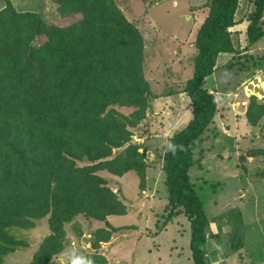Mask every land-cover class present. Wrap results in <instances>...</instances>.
Instances as JSON below:
<instances>
[{"label": "trees", "instance_id": "trees-1", "mask_svg": "<svg viewBox=\"0 0 264 264\" xmlns=\"http://www.w3.org/2000/svg\"><path fill=\"white\" fill-rule=\"evenodd\" d=\"M55 1L61 15L82 14V19L56 26L36 12L17 11L11 0L0 10V264L23 243L13 228L29 229L34 220L48 217L51 234L30 264H49L64 250L66 223L79 215L101 222L127 214L100 172L122 177L133 171L140 187H146L145 153L132 144V128L144 119L150 93L143 72L144 37L117 0ZM249 4L246 41L253 46L264 38V0ZM239 7L240 0H209L197 33L194 73L184 89L192 101V119L174 132L164 154L168 204L157 227L162 231L186 217L194 264H210L205 246L216 236L208 233L210 218L190 177L199 163L196 151L218 111L203 84L220 54L239 55L230 30L242 20L237 19ZM116 106L135 110L125 115ZM246 117L259 126L264 103L252 97ZM247 156L264 159V147ZM260 175L264 180V170ZM114 231L99 227L93 249L110 241ZM74 260L107 263L97 252L76 254L67 264Z\"/></svg>", "mask_w": 264, "mask_h": 264}, {"label": "rangeland", "instance_id": "rangeland-1", "mask_svg": "<svg viewBox=\"0 0 264 264\" xmlns=\"http://www.w3.org/2000/svg\"><path fill=\"white\" fill-rule=\"evenodd\" d=\"M11 2L17 11L36 12L47 23L56 26H66L83 17L82 14L61 15L55 0ZM208 2L209 0H117L120 9L137 26L145 40L143 72L149 83L150 93L147 94L144 119L132 128V144L140 145V152L145 153L148 165L146 187L144 190L140 187V178L133 171L122 177L107 171L100 172L108 181L109 187L126 204L127 214L110 216L116 226L109 223L110 217L107 221L98 222L85 215H79L66 223L64 250L54 256L49 264H67L76 254L94 252L108 259L110 244L102 243L98 251L92 247L94 232L99 227L108 225L116 228L111 241L113 238L116 241L124 239L127 235H122L127 232L134 236L133 230L139 231L143 236H163L158 242L149 243L152 249L158 250L160 247L162 254L170 253L171 247H181V238H185V242L190 240V222L186 217L181 216L178 225L170 227V223L162 231L158 229L157 222L162 224V215L167 214L165 208L168 204V192L163 164L169 139L176 130L186 126L192 119V101L184 89L194 73V59L198 52L196 39L202 25L199 26L198 21L203 15L207 17ZM5 4L6 0H0V7ZM148 14L157 18L156 23L149 22ZM179 15L182 18L191 17L195 22L194 26L183 21ZM243 26L244 24L237 26L239 29L232 31L239 55L230 53L229 59L221 62L220 67L215 69L212 74L216 79L215 88L208 89L204 81L203 87L209 93L213 92L210 94L214 96L218 111L215 123L205 133L203 142L196 151L199 163L191 169L190 177L204 200L205 211L210 218L208 233L216 235L211 243L216 242L218 248L225 247L232 254L241 249L239 255L242 260L249 254L252 260L260 261L264 258V180L260 175L264 170V159L248 157L247 154L250 150L264 147V120L259 126L253 127L247 121L246 112L252 97L264 103V40L255 47L248 46L246 36L242 35L245 29ZM189 27L193 29L187 34ZM165 31L170 35L165 34ZM175 33L179 39L185 33L188 38L181 39L182 41L172 40ZM35 43L39 44V40ZM249 55L254 59H250ZM179 58L182 59L180 66L177 62ZM232 61L234 64L231 66ZM115 108L125 115H130L135 110L119 106ZM244 157L247 158L243 159ZM34 222L32 228L11 230L23 243L4 258L6 264H30L33 261L45 238L51 234L48 217ZM221 224H226V227L221 228ZM128 240L115 247V254L132 257L133 247L129 244L132 241ZM135 240L137 239L133 238V242ZM186 251L183 247L180 255L186 256ZM175 253L174 251V256Z\"/></svg>", "mask_w": 264, "mask_h": 264}, {"label": "crops", "instance_id": "crops-1", "mask_svg": "<svg viewBox=\"0 0 264 264\" xmlns=\"http://www.w3.org/2000/svg\"><path fill=\"white\" fill-rule=\"evenodd\" d=\"M172 5H173V8H174L173 2H172ZM3 7L4 6H1L0 10ZM251 9H252V5L249 4V0H240V7H239L238 12H237V19L238 20L242 19V20H241V22L239 24H237L234 27H232L230 29L231 31L238 30L239 28L237 26H240V25L244 24L243 27L245 29L243 30L244 34H242V35L246 36V30H247L249 21H247L246 18L244 19V17H245V14L248 11H250ZM168 13H169V10H168ZM148 15L150 16L149 22L152 23V24L156 23L157 18L154 15H153V17H151L150 14H148ZM204 16L205 15H203V17L200 18V20L198 21V25L199 26L202 24V22H203V20L205 18ZM179 17L182 18L180 15H179ZM182 19H183V21L189 22L190 26H192V25L194 26V24H195L194 20H192L191 17L182 18ZM192 29H193V27H189V29H188V31H186V33L188 34L189 31L192 30ZM164 33L167 34V35H170V33H167L166 31ZM186 33H185V36L183 38H181L182 40L186 39V37H187ZM175 35H176V33L172 36V38H173L172 40H175V39L176 40H181L178 37H176ZM245 40H246V37H245ZM263 40H264V38L262 40H260L258 43L254 44V47H255V45H258ZM175 54H177V52H175ZM229 54L230 53H222V54L219 55V57L217 59L216 69L219 68L220 65L223 62H226L229 59L228 58ZM181 61H182V59H180V58L177 59V62H179L178 66L181 65ZM174 65L175 64L173 63V66ZM215 80L216 79H215L214 75H210L209 77H207L205 79V84L204 85H206V87L208 89L215 88L216 87ZM207 83H209V84H207ZM121 216H123V215H121ZM111 217L108 219L109 223H111L112 225L116 226L111 221V219H112ZM180 217L176 218L174 220V222L171 223L170 227L178 225V223L181 220ZM182 217L184 218V216H182ZM222 226L226 227V224H221V228H223ZM133 231H134V236L132 234L129 235V232H127V233L122 235V236L127 235V236H124V237L126 239H129L128 241H130V240L132 241V243H129V244H131V247H133V249H132V257L130 255H128L127 257H124V256H121V255L119 256V255L115 254V251H116V250H114L115 247L120 242H122V241H124L126 239L124 238V239H122L120 241H116L115 238H113L112 241L110 240L109 242H107V245L110 244V247H109V250H108V259H107L108 263L107 264H172V263H176V264H194V261L192 259V253H191V250H190V240L189 239H187V242H185V238H181L180 241H181V243H183V245L181 247H179V248L175 247L174 249H173V247H171L172 250H169L170 253L162 254L161 252H163V251L160 249V247H159L158 250L156 248L152 249L149 243H150V241L158 242L157 240L159 238L163 237V236L148 237V236L141 235L139 233V231H137V230L136 231L133 230ZM133 238L137 239V240H135L136 242H133ZM189 238H190V229H189ZM212 238L213 237H210L208 239V241L206 243V246H205L206 254H207V257H208V260H209L210 264H264V258L261 259L260 261L252 260L250 258L249 254H247L248 256L247 255L245 256V260H242L240 255H239V252L241 251V249L238 252L234 253V254H232V252L229 253V252L226 251L225 247H221V248L219 247L218 248V246L216 245V242H212L211 243ZM183 247H185L186 250H187L186 253H185L186 256L185 255L184 256L180 255V251H181V249H183ZM129 251H130V247H129ZM174 251L176 252L175 256L173 255ZM168 260H170V261H168Z\"/></svg>", "mask_w": 264, "mask_h": 264}, {"label": "clouds", "instance_id": "clouds-1", "mask_svg": "<svg viewBox=\"0 0 264 264\" xmlns=\"http://www.w3.org/2000/svg\"><path fill=\"white\" fill-rule=\"evenodd\" d=\"M169 147L174 151L175 150V147L173 145H169ZM73 264H80V261L79 260H74L73 261Z\"/></svg>", "mask_w": 264, "mask_h": 264}, {"label": "built area", "instance_id": "built-area-1", "mask_svg": "<svg viewBox=\"0 0 264 264\" xmlns=\"http://www.w3.org/2000/svg\"><path fill=\"white\" fill-rule=\"evenodd\" d=\"M211 94H213V92H210ZM246 104V103H243V105Z\"/></svg>", "mask_w": 264, "mask_h": 264}]
</instances>
